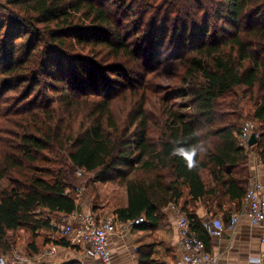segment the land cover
<instances>
[{
	"label": "trees",
	"instance_id": "trees-1",
	"mask_svg": "<svg viewBox=\"0 0 264 264\" xmlns=\"http://www.w3.org/2000/svg\"><path fill=\"white\" fill-rule=\"evenodd\" d=\"M174 2L0 0V11L16 15L0 22V105L17 92L11 98L22 107L14 121L24 122L0 133V182L10 180L0 191L1 255L13 251L11 236L20 230L31 233L37 252L39 233L56 232L51 216L79 211L77 171L94 183L125 187L127 206L113 215L125 224L143 218L137 231L157 230L162 210L183 202L208 251L211 238L196 204L222 209L227 200L241 211L252 180L251 149L264 165V0ZM166 45L164 62L183 66L184 87L165 98L161 133H150L144 101L130 99L129 120L115 113V102L128 101L134 90L124 85L123 65L86 66L75 53L102 47L108 57L132 59L148 73L164 64L155 57ZM114 70L120 81L105 77ZM179 94L186 104L171 105ZM245 98L260 131L250 151L241 145L243 114L226 121L223 113L237 114ZM54 244L75 248L65 239ZM151 246L140 264H160L151 260Z\"/></svg>",
	"mask_w": 264,
	"mask_h": 264
},
{
	"label": "rangeland",
	"instance_id": "rangeland-1",
	"mask_svg": "<svg viewBox=\"0 0 264 264\" xmlns=\"http://www.w3.org/2000/svg\"><path fill=\"white\" fill-rule=\"evenodd\" d=\"M148 4L154 7L162 5L164 3L172 4L175 3L174 0H147ZM8 16L16 18L14 12L10 11H0V22H7L6 18ZM41 28V27H40ZM123 33H129V28H124ZM135 41V39L130 40L129 43ZM128 43V45H130ZM132 49L133 46L130 45ZM156 48V47H155ZM167 45L164 48H157V52L160 51V55H156L155 59L161 60L164 63L162 66H157L158 69L154 72H148V69L145 67L138 65L134 60L125 59H115L112 56H107L108 51L104 50V48L100 47L97 50H92L91 47H88L85 51L76 50V54H79L83 57L81 63L88 65V61L93 63H101L105 68L113 63H120L124 66L123 80L124 85L126 87H132L134 90L132 91L133 95L129 97L128 101H124L122 98L115 102L114 108L115 113L122 120H129V112L132 110V104L129 105L133 99V105L137 104L136 101L141 103L145 102V109L148 113V121H149V129L150 133H161V127L164 125L166 121L165 112H164V103H166L165 98L168 95H173L181 87H184L181 77L183 76V66L178 62H164ZM101 52V54H100ZM99 53V55L97 54ZM169 53V51L167 52ZM136 56V55H135ZM153 57V56H152ZM144 58H141L140 62L143 63ZM116 61V62H114ZM118 65V64H116ZM91 67V66H90ZM98 73H106L100 71ZM119 71L114 70L112 73L106 74L105 77L107 79H112L116 81H120L119 79ZM50 93V92H49ZM52 93V92H51ZM17 92L12 91L6 95V98L2 101L0 105L1 113H0V133H13L17 130V127L24 124V122L14 121L17 118L16 112L19 113V110L22 106H17L15 104V100L11 98V96L16 95ZM57 99V96L54 99ZM256 98V96H255ZM41 100L44 101L43 98ZM239 100V99H238ZM177 103L178 105H185V101L182 97V94H179L178 100H171L169 103L172 105L173 103ZM57 103L54 105L56 106ZM240 109L237 110V114H234L233 111H223L226 115L225 120L231 121L236 119V115L243 114L242 118V128L246 123L252 124L253 133H260L259 125L255 123L250 115L253 112V103L248 99H244L243 101L239 100ZM12 113L14 116H12ZM18 116L20 114H17ZM80 124V123H79ZM75 124L76 127L79 125ZM249 150V149H248ZM250 151V150H249ZM144 176L149 177L150 174L146 173ZM76 191L77 188L83 190V195H81V199H79V203L82 204L83 201L87 199L89 204V211H92L93 214H97L100 217H110L115 219L113 213L116 209L124 207L127 201V193L125 187L121 186L119 183H94L93 181H89L88 177H79L76 176ZM10 185V180L4 179L0 182V191L4 190ZM75 195V193H74ZM183 202H181L182 205ZM181 205L180 208H181ZM163 215V214H162ZM165 214L163 216L166 217ZM62 216H51L52 223L59 225ZM57 231V229H56ZM56 232H47L42 231L39 233V236L35 239V246L37 252L32 249L31 245L34 243V238L31 233L27 230H20L15 234H12L11 239L13 243V251L8 255H1L0 257L6 256L11 258V260H15L17 257H21L22 259L29 262V264H84L83 259L79 257L75 250H69L66 254L64 262L60 259V257H52L48 260H43L40 258L42 254L46 255V252L50 249V247L55 246L54 242L57 240H62L60 235H56ZM63 250V249H61ZM60 250V251H61ZM59 252V249H58ZM62 252V251H61ZM64 252V251H63ZM78 257V258H77Z\"/></svg>",
	"mask_w": 264,
	"mask_h": 264
},
{
	"label": "crops",
	"instance_id": "crops-1",
	"mask_svg": "<svg viewBox=\"0 0 264 264\" xmlns=\"http://www.w3.org/2000/svg\"><path fill=\"white\" fill-rule=\"evenodd\" d=\"M249 156L251 181H259L264 184V165L259 159L258 152L251 149ZM127 202L128 200L124 207L127 206ZM222 205V209L217 207L206 208L198 202L195 206L196 214L201 219L207 218L209 215L220 218L227 225L231 215L237 213L238 209L236 204L227 200L222 202ZM90 213L93 212L89 211V204L86 199L80 204L79 211L69 216V218L74 220L76 219L75 216ZM162 214L170 215L163 216L162 225L155 231H137L133 229L123 235L122 231L125 223L116 221L115 229L109 240L113 264H140L141 259L146 261L147 258H144L143 253L146 251V246L149 245H152L151 248L156 245L151 260H156L160 264H177L183 256L177 230V218L172 212H167L164 209ZM55 234L59 235L57 232ZM56 247L59 252L57 250L54 257L58 256L64 262L67 252L72 249ZM135 248H137V251ZM73 250L77 251L76 254L84 260V264H101L100 260L89 249L76 246ZM209 251L218 258L219 264H264V227H254L251 221L243 216L239 225L233 231L226 230L221 238L211 239Z\"/></svg>",
	"mask_w": 264,
	"mask_h": 264
},
{
	"label": "built area",
	"instance_id": "built-area-1",
	"mask_svg": "<svg viewBox=\"0 0 264 264\" xmlns=\"http://www.w3.org/2000/svg\"><path fill=\"white\" fill-rule=\"evenodd\" d=\"M255 134L252 130V124L246 123L241 133V145L246 149L251 148L249 141ZM257 138L258 135L256 134ZM77 176L82 177L83 171H77ZM79 199L83 195V190L78 188ZM167 212H172L177 218V230L180 239V246L183 250V256L177 264H219L206 244L198 238L193 232L187 220V217L179 205L170 203L164 208ZM247 217L254 227H264V184L259 181H251L240 212L230 217L229 223L224 224L222 219L211 216L204 218L202 222L203 229L211 239H219L226 230L233 231L240 223L242 217ZM72 220L67 216H62L59 225L52 223L57 233L62 239L70 243L72 247L81 246L89 249L93 255L100 260L101 264H113V255L109 248L110 236L113 233L116 221L110 217H100L97 214H86L75 216ZM144 223L141 218L135 222L126 223L122 234L126 235L128 231L134 229L136 225ZM137 251V248H135ZM57 247L53 246L40 258L48 260L57 253ZM44 262V261H43ZM0 264H29L21 257L11 260L6 256L0 257Z\"/></svg>",
	"mask_w": 264,
	"mask_h": 264
},
{
	"label": "water",
	"instance_id": "water-1",
	"mask_svg": "<svg viewBox=\"0 0 264 264\" xmlns=\"http://www.w3.org/2000/svg\"><path fill=\"white\" fill-rule=\"evenodd\" d=\"M257 143H258V138H257L256 134H253L250 138L249 146L254 147L255 145H257Z\"/></svg>",
	"mask_w": 264,
	"mask_h": 264
}]
</instances>
